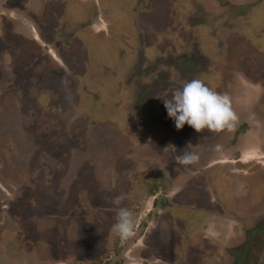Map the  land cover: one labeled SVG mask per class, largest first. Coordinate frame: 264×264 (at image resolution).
<instances>
[{
    "label": "rangeland",
    "instance_id": "1",
    "mask_svg": "<svg viewBox=\"0 0 264 264\" xmlns=\"http://www.w3.org/2000/svg\"><path fill=\"white\" fill-rule=\"evenodd\" d=\"M69 1L91 4L34 0L30 18L0 20V264H106L120 247L117 196L134 228L143 222L144 264H183L186 250L185 264H264V0H140L138 13L135 0H104L112 11L95 28L76 29L61 48L65 64L49 54L35 60L44 50L32 22L49 35L85 23V8ZM142 40L145 56L164 62L148 65L145 77L133 63ZM192 78L231 98L243 136L177 130L164 99ZM47 83L54 89L45 92ZM12 86L24 90L21 101ZM185 151L198 162L178 164ZM111 157L119 162L104 173ZM102 176L112 186L99 204L91 197ZM88 203L100 208L98 221L89 222ZM125 247L126 264L143 263L136 240Z\"/></svg>",
    "mask_w": 264,
    "mask_h": 264
},
{
    "label": "flooded vegetation",
    "instance_id": "2",
    "mask_svg": "<svg viewBox=\"0 0 264 264\" xmlns=\"http://www.w3.org/2000/svg\"><path fill=\"white\" fill-rule=\"evenodd\" d=\"M37 2L38 1H40L41 2V0H36ZM150 1V0H149ZM208 1V0H207ZM206 1V2H207ZM215 1V0H214ZM217 1V0H216ZM215 1V2H216ZM257 1L258 0H256V3H257ZM34 2V0H0V20L1 19H3L6 15H9L8 17L9 18H11V20H15V16L18 14V13H20V14H23L24 16H27V18H30V16H33V13H36L35 11H36V9L35 8H33V5H32V3ZM70 2V1H69ZM205 2V3H206ZM71 4H77L78 6H80V7H82L83 9L85 8V12L86 13H88L87 15H86V20H85V23H83V24H79V23H75L73 26H68L66 29H64V31H62V32H60L59 31V33H57V34H51V35H49V33H47L46 31H44L43 29H40V27L39 26H37V24H35L34 22H32L33 23V33H35V36L33 37V39L35 40V42L36 43H38V44H40V46H41V48L44 50V52L42 53L43 55H37V54H34L35 56H37V58L35 59V60H37V61H39V62H47V60L48 59H46V58H48V54L49 55H56V56H54V59H53V61L55 60L56 61V64H58L59 66L63 63V64H65V58L61 55V48H67L68 46L67 45H69V44H71V38H72V36L74 35V33L76 32V29H80V27H81V29H84L85 30V27L86 28H95L96 27V25H97V23L99 22V20H100V18H102V16H107L108 15V13L110 14V12L112 11V8L110 7L109 8V6L106 4V3H104V0H89V7H87V6H82V4L81 3H74V2H70ZM217 3V2H216ZM139 4H140V0H135V4H134V6H132L131 7V11L132 12H135V13H138L140 10H141V7L139 6ZM92 5V6H91ZM78 6H76V7H78ZM148 6H150V5H148ZM148 6H146V7H148ZM202 5L201 4H199V7H201ZM219 6H222L221 4L219 5ZM225 6V5H224ZM227 6V5H226ZM225 6V7H226ZM230 6V5H229ZM229 6H227V7H229ZM145 7V8H146ZM238 8V6H237V4H235V6L233 7V9H235V8ZM68 8H70V6H67V9ZM91 8H93L94 10H97V15L96 14H93L94 13V11H92L91 10ZM144 8V9H145ZM91 10V11H90ZM30 11V12H29ZM130 11V12H131ZM32 13V15H30ZM103 13H104V15H103ZM73 14H75L74 12H73ZM73 17H75V15H73ZM99 18V19H98ZM1 22V21H0ZM37 22H38V20H37ZM58 32V31H57ZM4 33V32H3ZM71 36V37H70ZM24 39V38H23ZM25 40V39H24ZM141 48H142V52L140 53V55L138 56V57H135L134 59H133V63L134 64H136V66L138 67V72H139V74H141L140 76H144L145 77V74L143 73V69H147V66L148 65H150V64H154V67H157L156 68V70L157 69H159L160 67H159V65H160V63L161 64H163L164 62H162V61H160V60H158V58H148V57H146L145 56V53L143 52V49H146V46H145V42L142 40L141 42ZM200 48V47H199ZM73 49V48H72ZM186 49H189L188 47L186 48ZM185 49V50H186ZM201 49V48H200ZM200 49H198V56H200V59H202V61H200L201 62V65L203 64V66H205V65H207V63L209 62L206 58H210L207 54H205V52L203 51V48H202V50H200ZM28 50H30L29 48L27 49V51H26V53L28 52ZM36 50V49H35ZM33 51H34V49H33ZM201 51V52H200ZM75 53V52H74ZM204 53V54H203ZM183 54H184V52H183ZM33 55V56H34ZM58 56V57H57ZM145 56V57H144ZM186 58H189V59H192L193 57H190V55L188 56V57H186ZM76 61H78L76 58H74ZM211 59H213V58H211ZM26 60V59H25ZM57 60H61L60 62H58ZM198 60V59H197ZM26 61H31V60H26ZM75 62V61H74ZM168 64V63H167ZM24 65V67H29L30 65V67H32L33 65L32 64H23ZM201 65H199V67H197V70L196 71H198V72H200V71H202V68H201ZM35 66V65H34ZM43 65H41V67H42ZM208 66V65H207ZM186 68H188V67H186ZM49 70H47V72H48ZM52 71H53V68H52ZM151 72H152V69H151V71H148V75L149 76H154L155 74L153 73V75L151 74ZM158 72H159V74H161V70H158ZM51 74V73H50ZM148 75H146V76H148ZM3 78H5V75H4V73H0V83H3V82H5L6 81V79H3ZM154 78V77H153ZM195 78V77H194ZM193 79V78H192ZM192 79H190V80H192ZM13 84V82L11 83V85ZM40 85V84H39ZM54 85V87H55V84H52V86ZM41 86V85H40ZM43 86H46L45 88H44V90H45V92H49V89H54L52 86H50L49 85V83H47V84H44ZM140 86V83H138V84H136L135 85V87L137 88V87H139ZM13 87V86H12ZM134 87V88H135ZM14 88V94H15V96H17V98L21 101V97H22V95H24L22 92L24 91H22L21 89H19L18 87L16 88L15 86L13 87ZM19 90H21V91H19ZM1 91V90H0ZM18 92H21V93H18ZM2 109V108H1ZM158 115H160L159 114V111H158ZM158 118H160L159 116H158ZM260 123H261V125L262 126H264V121L263 120H260ZM153 127L154 128H156V129H159V128H157V125L156 124H153ZM166 127H168V126H166ZM174 128V127H173ZM252 128V127H251ZM8 129V131H9V128H7ZM225 131H228V130H225ZM225 131H223V132H219V134L217 135L219 138H220V140H221V136H220V133H224ZM232 132V134H233V136L235 135V137H236V135L238 134V136L240 137L241 135L243 136V134L241 133H239V127H237L236 125H235V127H234V129L231 131ZM252 132V131H251ZM250 132V133H251ZM11 134V133H10ZM3 135V132L2 131H0V136H2ZM15 135L16 134H14L13 136H11V138H10V140H11V143L12 144H14V141H16L15 140V138L13 139V137H15ZM245 135V134H244ZM258 135L260 136L261 134H260V132L258 133ZM237 136V137H238ZM261 137H263V136H261ZM264 138V137H263ZM2 144V143H1ZM200 145H201V150L203 151V152H201L202 154H205V157H208L206 154H207V147L209 146V140L208 139H206V138H204L203 140H201L200 141ZM2 151H3V149H2ZM1 150H0V152L1 153H3ZM114 158V157H113ZM112 157H111V159H109V160H107L106 161V167H105V172L104 173H106V170L107 171H110L111 169H114L115 167H116V165H115V163H114V161H117V162H119L118 160H116V159H113ZM240 164L239 165H243L242 167H245L246 168V166L248 165V162H245L244 160H242V161H240L239 162ZM262 167V166H261ZM118 168H119V164H118ZM244 168V169H245ZM243 169V168H242ZM243 169V170H244ZM263 169V168H262ZM264 170V169H263ZM188 170L187 169H184V172H187ZM245 171H246V169H245ZM104 176V175H103ZM102 176V179L100 178V181H101V185H99L98 187H96V188H94V191L92 192V197H91V201L93 200V201H95V198H99L98 199V203L99 204H101L102 203V199L105 197L104 195H102L101 196V193H100V191H106V190H109L110 188H111V186H112V184H111V181H110V183H109V181H108V177H107V179L106 178H104ZM116 187H117V184L115 185ZM139 187V186H138ZM1 189V188H0ZM1 191V190H0ZM3 191V190H2ZM1 191V192H2ZM127 191H129V190H127ZM4 192V191H3ZM124 192V191H123ZM107 193V191L104 193V194H106ZM129 196V194H127V196L126 197H128ZM132 197H134V195H132ZM155 198H154V201H153V207H155L156 206V204H158L159 205V196L157 195V196H154ZM105 199V198H104ZM92 201V202H93ZM163 204H165L164 205V207L166 206V205H170V202H169V200L167 201L166 200V198H164L163 199ZM92 203H88V205H86V207L87 206H89V205H91ZM94 204V203H93ZM100 206V205H99ZM101 208H102V211H104V213L103 214H106L107 213V215H109L110 213L108 212V210H107V212H106V209L105 208H103L102 206H100ZM89 209H90V211L89 212H91V214H92V216H91V219H89V222H90V220H96V221H98L99 220V218H98V216L97 215H99L100 217H101V211L97 208L96 209V211H94V209H92V207L90 208V206H89ZM99 211V212H98ZM152 211H149V213H151ZM102 220H103V218H102ZM106 220H108V218L106 219ZM89 222L87 223V230H92V228H95V226L93 225V227H91L90 225H89ZM141 225H143V222H141L140 223ZM141 225H139V226H136V228H134V231H133V233H132V238L130 239V238H127V239H121L120 238V242H119V245H120V247L119 246H116V249H118L117 250V252H118V255H117V253L116 252H113V254L110 256V258L107 260V262H106V264H126V262L122 259V256L123 257H128V254H129V251L127 250V247H125L126 245H128L129 243H130V241H135L136 240V242H137V246H138V248H136L137 250H138V252H139V254L141 255V256H143V257H145V259H144V261H143V263L142 264H144V262H150L149 261V259H148V255H149V250L148 249H145V248H143V246H144V244H145V240H142V238H143V234H141V232H139V228L141 227ZM102 228H104L103 226H102ZM260 231H261V229L260 228H258ZM86 230V231H87ZM98 230V228H96L94 231H97ZM251 231V230H250ZM250 233V232H249ZM254 232H252L251 233V237L248 239V237H247V240H249V242H247V244H246V247H247V249L244 251L245 253H247L249 250H251V249H253L254 248V245H255V241L252 239V237L254 236V234H253ZM142 235V236H141ZM134 245H136L135 243H134ZM169 253H167V251L166 250H164L162 253L164 254V253H166V254H170L171 256H173V258L175 257L174 256V254L172 253V252H170V251H168ZM232 252H234V253H236L237 252V249L234 251H232ZM240 252V251H239ZM185 254V258H184V263L183 264H185V262H186V260H187V256H188V254H190L189 252H187V250H186V252H184ZM243 255H245V254H243ZM238 256L240 257V254H238ZM243 257V256H242ZM179 258L180 259H182V254H179ZM242 259V258H241ZM123 261L125 262V263H123ZM177 261H179V259H177L173 264H177ZM180 261H182V260H180ZM240 261V260H239ZM159 262H157L156 264H158ZM240 263V262H239ZM189 264V263H188Z\"/></svg>",
    "mask_w": 264,
    "mask_h": 264
},
{
    "label": "clouds",
    "instance_id": "3",
    "mask_svg": "<svg viewBox=\"0 0 264 264\" xmlns=\"http://www.w3.org/2000/svg\"><path fill=\"white\" fill-rule=\"evenodd\" d=\"M167 115L175 123L177 130L187 124L196 132L232 131L238 121V116L232 108L231 98L209 88L202 80L192 79L182 88L174 90L170 97L164 99ZM199 156L191 151H185L177 157L180 165H192L198 162ZM243 186L238 187V192ZM117 206V222L114 228L120 238L127 239L132 235L135 220L132 211L127 207H120L122 197L117 196L113 201Z\"/></svg>",
    "mask_w": 264,
    "mask_h": 264
},
{
    "label": "bare ground",
    "instance_id": "4",
    "mask_svg": "<svg viewBox=\"0 0 264 264\" xmlns=\"http://www.w3.org/2000/svg\"><path fill=\"white\" fill-rule=\"evenodd\" d=\"M262 190V189H261Z\"/></svg>",
    "mask_w": 264,
    "mask_h": 264
},
{
    "label": "trees",
    "instance_id": "5",
    "mask_svg": "<svg viewBox=\"0 0 264 264\" xmlns=\"http://www.w3.org/2000/svg\"><path fill=\"white\" fill-rule=\"evenodd\" d=\"M243 166V165H242Z\"/></svg>",
    "mask_w": 264,
    "mask_h": 264
}]
</instances>
